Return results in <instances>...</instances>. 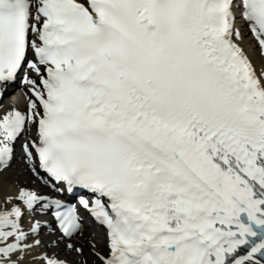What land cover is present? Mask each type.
Listing matches in <instances>:
<instances>
[{
    "label": "snow or ice",
    "instance_id": "6c2138e0",
    "mask_svg": "<svg viewBox=\"0 0 264 264\" xmlns=\"http://www.w3.org/2000/svg\"><path fill=\"white\" fill-rule=\"evenodd\" d=\"M238 19L264 55V0H0V97L28 90L0 173L24 137L39 181L0 203V264H264V69Z\"/></svg>",
    "mask_w": 264,
    "mask_h": 264
},
{
    "label": "bare ground",
    "instance_id": "6f19581e",
    "mask_svg": "<svg viewBox=\"0 0 264 264\" xmlns=\"http://www.w3.org/2000/svg\"><path fill=\"white\" fill-rule=\"evenodd\" d=\"M245 39L248 40L247 37ZM252 56L254 57V54L252 53ZM264 58V56H263ZM264 62V61H263ZM21 103V102H20ZM22 105V103H21ZM27 110V106L23 105V111ZM4 112V111H3ZM32 177L30 173L26 172L24 170V164L19 165L16 167V172H12L10 169L7 172H4L3 174H0V203L3 202L6 195H15L16 194V184L15 181L18 180L20 183H29L33 184V181L35 179L29 180L28 178ZM39 184V181H36L33 186H37ZM47 191V189H44ZM85 235H91V233H88L85 231ZM96 239L99 241L100 246L103 247L104 243L96 237ZM61 248H63V245H61ZM70 256L72 254H68V258L70 259ZM94 259V257H93Z\"/></svg>",
    "mask_w": 264,
    "mask_h": 264
},
{
    "label": "rangeland",
    "instance_id": "374dc122",
    "mask_svg": "<svg viewBox=\"0 0 264 264\" xmlns=\"http://www.w3.org/2000/svg\"><path fill=\"white\" fill-rule=\"evenodd\" d=\"M73 255V254H72Z\"/></svg>",
    "mask_w": 264,
    "mask_h": 264
}]
</instances>
